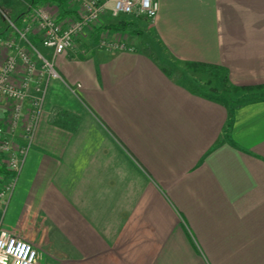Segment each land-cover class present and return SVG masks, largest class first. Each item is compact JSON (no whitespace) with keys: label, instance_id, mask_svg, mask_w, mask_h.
Returning a JSON list of instances; mask_svg holds the SVG:
<instances>
[{"label":"crops","instance_id":"crops-1","mask_svg":"<svg viewBox=\"0 0 264 264\" xmlns=\"http://www.w3.org/2000/svg\"><path fill=\"white\" fill-rule=\"evenodd\" d=\"M157 1L153 20L104 15L52 59L0 216L36 264H264V0ZM34 8L17 0L11 15L23 28ZM101 34L132 51L97 48ZM164 56L215 67L228 100L166 75Z\"/></svg>","mask_w":264,"mask_h":264},{"label":"built area","instance_id":"built-area-1","mask_svg":"<svg viewBox=\"0 0 264 264\" xmlns=\"http://www.w3.org/2000/svg\"><path fill=\"white\" fill-rule=\"evenodd\" d=\"M72 15L60 19L58 8L45 3L33 9L32 22L0 39V216L17 185L31 145L49 81L57 79L52 59L70 49L74 40L100 23L104 15L153 20L157 0H65ZM36 35L34 45L29 36ZM37 46L49 51L45 58ZM96 47L106 52L128 50L122 40L98 36ZM37 252L20 236L0 229V264H36Z\"/></svg>","mask_w":264,"mask_h":264},{"label":"rangeland","instance_id":"rangeland-1","mask_svg":"<svg viewBox=\"0 0 264 264\" xmlns=\"http://www.w3.org/2000/svg\"><path fill=\"white\" fill-rule=\"evenodd\" d=\"M15 5H17V0H0V29L12 30L10 24L17 29H21L20 19L14 18L11 15V11ZM37 49L42 56L48 58L43 52V48L37 46ZM158 60H160L162 62L161 64L168 69L174 79L180 80L197 92L201 91L202 93L215 98L222 97L220 93H223L222 99L225 101L228 100L229 86L227 83L221 81V77L216 78L209 73L203 74L201 72L195 74L181 64L169 60L166 56H164V58L158 57ZM19 224L20 222L16 221L15 227Z\"/></svg>","mask_w":264,"mask_h":264},{"label":"trees","instance_id":"trees-1","mask_svg":"<svg viewBox=\"0 0 264 264\" xmlns=\"http://www.w3.org/2000/svg\"><path fill=\"white\" fill-rule=\"evenodd\" d=\"M53 0H32V5L34 7H38L40 5H42L45 2H50ZM131 25L127 22H119L113 25H110V29L113 31H122V30H126L128 27H130ZM187 67L189 68V70L196 72V73H209L212 76H217L219 73L218 72H214L212 69H215V67L213 66H208V65H203V64H187ZM219 69V68H218ZM162 71L166 74V75H171V73L168 71V69L162 68ZM224 80V79H223ZM226 81V80H224ZM225 83V82H224ZM236 91L239 90H249V88H241V89H235Z\"/></svg>","mask_w":264,"mask_h":264}]
</instances>
